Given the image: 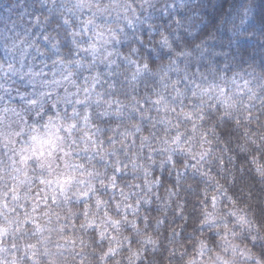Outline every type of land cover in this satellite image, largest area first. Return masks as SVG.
Wrapping results in <instances>:
<instances>
[{"label":"clouds","instance_id":"9594fccd","mask_svg":"<svg viewBox=\"0 0 264 264\" xmlns=\"http://www.w3.org/2000/svg\"><path fill=\"white\" fill-rule=\"evenodd\" d=\"M0 264H264V0H0Z\"/></svg>","mask_w":264,"mask_h":264}]
</instances>
